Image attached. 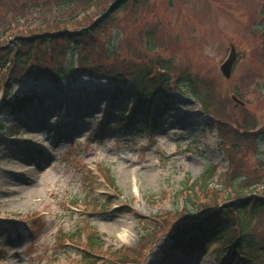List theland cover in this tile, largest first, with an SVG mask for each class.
I'll return each instance as SVG.
<instances>
[{
  "label": "rangeland",
  "instance_id": "rangeland-1",
  "mask_svg": "<svg viewBox=\"0 0 264 264\" xmlns=\"http://www.w3.org/2000/svg\"><path fill=\"white\" fill-rule=\"evenodd\" d=\"M151 5L148 15L129 8L107 22L95 35L94 48L110 49L111 60L127 59L139 66L163 59L172 76L190 77L196 91L209 96L208 113L200 100L186 94L187 87L170 83L166 96L151 101L158 126L150 131L137 123L126 126L138 102L129 84L117 86L85 72L74 74L62 87L47 78L10 82L15 95L30 93L40 100L39 114L46 121L37 126L25 112L14 115L4 105L8 98L2 90L8 81L0 76V264H219L217 247L188 258L172 248L170 236L183 214L199 218L198 209L187 207L191 185L184 183L199 178L208 166L221 175L208 190L196 192L197 206L208 211L215 203L218 209L227 208L241 195L231 189L234 164L227 151L240 162L238 168L247 178L242 182L264 176L258 167L264 143L258 157L247 143L240 145L242 155L231 149L237 134L264 127V43L257 34L264 23L262 1L150 0L149 9ZM104 6L77 22H97ZM49 8L50 17L55 16V3ZM28 13L30 23L45 18ZM78 13L70 11L68 16ZM69 24L67 29H79ZM149 33L154 50L148 45ZM231 46L238 60L226 79L220 66ZM111 94L120 96L110 103ZM234 95L243 104L234 101ZM55 96L63 99L60 107L54 100L51 114L44 117L43 100ZM124 108L127 114L119 120ZM127 171L125 187L119 181ZM258 181L256 189L244 193L264 195V182ZM110 193L121 198L109 202ZM123 207L135 209L142 218ZM251 226L258 244H264V212L251 219ZM101 236L104 247H90L91 240L99 242ZM261 258L258 264H264L263 254Z\"/></svg>",
  "mask_w": 264,
  "mask_h": 264
},
{
  "label": "trees",
  "instance_id": "trees-1",
  "mask_svg": "<svg viewBox=\"0 0 264 264\" xmlns=\"http://www.w3.org/2000/svg\"><path fill=\"white\" fill-rule=\"evenodd\" d=\"M262 1V12L261 17L264 19V0ZM56 6L55 16L50 17L49 12L51 10L50 5L54 4ZM150 0H0V75H3L8 80H13L14 78H20L24 75L30 74L32 68L34 67L38 72L42 74H55L57 78H63L64 75L68 74L72 69V62H69L67 67H65V59L68 54L78 55L80 68L88 69L94 72L105 73L109 75L116 81H123L124 76H129L135 80L137 88H141L142 93L147 97L152 98L155 95V89L153 86L160 85L163 90V83L167 81V74L169 73L170 67L168 63L160 59L157 64L159 65V72L154 77L146 79V75L149 73L152 65L139 66L137 63L129 62L127 59L124 62L120 60H111L112 51L107 48H94L98 46V43L94 39L95 35L102 31L104 26L109 21H115L117 15L129 8L134 11L143 14V16L148 15L152 12L153 5L149 9ZM105 4L104 8L100 11V14L104 13L101 19L94 22L88 26H81V23L77 22L78 17L81 15H86L92 9H101V6ZM29 11L28 15L35 13L37 16L43 14L45 18L40 19L36 17L33 22H28L26 19V12ZM70 11H78L79 13L73 17L69 18L68 13ZM259 15V14H258ZM70 23V24H69ZM66 24L78 25L79 29L69 30ZM261 24V23H258ZM264 24V23H262ZM261 24V25H262ZM72 25V26H73ZM259 26L258 33L261 34L264 43V26ZM261 27V28H260ZM152 34H146L148 40V45H150V50H154L156 46L153 45ZM261 59L264 64V45L262 50ZM161 70H163L161 72ZM145 71V72H143ZM2 75V76H3ZM177 85H190L191 95L195 98H200L194 89L195 80L191 79L184 74H179L176 77ZM150 80V81H149ZM8 95L11 90L8 88L4 89ZM202 95V94H201ZM203 101L205 110L207 111L206 105L209 102V96L204 95ZM9 106H12L14 110L22 105V101L16 99L14 103L5 102ZM143 107H146L144 104ZM246 128V127H244ZM250 130H245L241 135H236L235 146L231 144V149L237 152L239 155L244 153L241 144L247 143L250 145L248 151L252 155H260V146L264 143V127L257 129L256 127L249 128ZM238 143V144H237ZM227 155L231 157V162L234 164L232 167V182L230 183L232 191L238 196L239 206L233 204L232 208L224 210V207L220 211L225 213V216L216 213H207V215L198 223H190V229L193 232L194 244H204L206 241L216 238L219 239L220 243H225V239L220 232L225 229L222 226L225 224L224 220L233 216L229 211L234 210L239 214L240 228L237 237L234 234L231 236L227 244H234V252L242 257L244 264H249L251 262V257L246 254V249H251L252 244L255 243L256 236L252 234L250 222L251 220L262 214L264 212V197H259L257 194L250 197H245L244 192L249 189H254L260 183L258 181L261 178L264 182V176L260 175L259 178H254L250 181H245V174L241 168H238L240 162L235 161V155L232 152L227 151ZM260 159V157H259ZM259 170L264 173V158L260 159ZM258 167L256 168L258 170ZM214 168L209 166L203 173L202 177L192 183L190 189L191 193L187 196L190 206H195L196 192H201L202 190H208L213 183L214 179ZM247 179V178H246ZM237 180L240 182L237 183ZM241 182L243 184H241ZM191 180H187L185 186H189ZM114 184V183H113ZM241 184V185H240ZM243 193V194H242ZM242 195H244L242 197ZM218 204H213V208L217 207ZM204 211H208L207 206H202ZM212 208V209H213ZM231 217V218H230ZM237 217V218H238ZM235 219V218H234ZM183 220L177 219L176 223H180ZM220 228V230H219ZM225 231V230H223ZM223 233V232H221ZM183 236L186 235L182 232ZM243 238H248L249 241H244ZM90 247L93 248H103L104 245L101 241L95 239L91 240ZM264 251V245L258 248ZM124 254V253H122ZM124 258V255L120 256V260Z\"/></svg>",
  "mask_w": 264,
  "mask_h": 264
},
{
  "label": "water",
  "instance_id": "water-1",
  "mask_svg": "<svg viewBox=\"0 0 264 264\" xmlns=\"http://www.w3.org/2000/svg\"><path fill=\"white\" fill-rule=\"evenodd\" d=\"M237 58V53L235 48H232V53L230 58L228 59V61H226V63L222 66V71L224 73V75L229 78L231 76V72H232V68H233V64L236 61Z\"/></svg>",
  "mask_w": 264,
  "mask_h": 264
},
{
  "label": "bare ground",
  "instance_id": "bare-ground-1",
  "mask_svg": "<svg viewBox=\"0 0 264 264\" xmlns=\"http://www.w3.org/2000/svg\"><path fill=\"white\" fill-rule=\"evenodd\" d=\"M30 137H34V135L33 134H31L30 135ZM68 136H67V134H65L61 139L62 140H65L66 138H67ZM128 176H130V173H129V171H127V173L125 172L123 175H122V179L119 181V183L120 184H123L125 187H127V177ZM151 174L150 175H148V180H150L151 179ZM133 182V180H131V183ZM112 198H113V200H117V199H119V195H117V194H114V195H112ZM132 212H133V214H135L136 213V210L135 209H132Z\"/></svg>",
  "mask_w": 264,
  "mask_h": 264
}]
</instances>
